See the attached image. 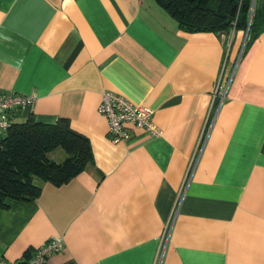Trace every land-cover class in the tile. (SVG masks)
I'll return each instance as SVG.
<instances>
[{"label": "crops", "instance_id": "obj_1", "mask_svg": "<svg viewBox=\"0 0 264 264\" xmlns=\"http://www.w3.org/2000/svg\"><path fill=\"white\" fill-rule=\"evenodd\" d=\"M245 39L185 30L156 0H0V91L34 97L13 122L65 118L92 151L0 208V258L57 236L45 264H264V31ZM105 90L151 109L159 134L112 142Z\"/></svg>", "mask_w": 264, "mask_h": 264}, {"label": "trees", "instance_id": "obj_2", "mask_svg": "<svg viewBox=\"0 0 264 264\" xmlns=\"http://www.w3.org/2000/svg\"><path fill=\"white\" fill-rule=\"evenodd\" d=\"M181 27L189 31L229 33L244 29L246 44L264 31V8H251L252 0H156ZM252 10V13H251ZM60 149L61 162L48 153ZM88 139L70 127L65 118L47 124L29 118L13 122L0 139V208L8 200L35 199L40 188L35 179L61 185L91 160Z\"/></svg>", "mask_w": 264, "mask_h": 264}, {"label": "built area", "instance_id": "obj_3", "mask_svg": "<svg viewBox=\"0 0 264 264\" xmlns=\"http://www.w3.org/2000/svg\"><path fill=\"white\" fill-rule=\"evenodd\" d=\"M234 69L231 70L225 81L219 78L217 82L213 95L219 99L220 103L225 97ZM33 102L34 97L31 95L15 92L5 94L0 91V139L13 123V118L18 117L26 107L32 106ZM98 112L106 118L108 136L114 143L129 142L133 129H142L152 136L159 134L158 128L153 123L151 109L137 106L112 91L102 92ZM63 248L64 243L61 237H51L38 247L23 264H45L50 255L63 250ZM0 264H7V262L0 258Z\"/></svg>", "mask_w": 264, "mask_h": 264}, {"label": "rangeland", "instance_id": "obj_4", "mask_svg": "<svg viewBox=\"0 0 264 264\" xmlns=\"http://www.w3.org/2000/svg\"><path fill=\"white\" fill-rule=\"evenodd\" d=\"M252 6H251V8H255L258 4H259V0H252ZM245 34H247L248 35V32L245 30ZM245 42H246V39H245ZM244 42V45H246V43ZM244 47V46H243ZM242 47V48H243Z\"/></svg>", "mask_w": 264, "mask_h": 264}]
</instances>
